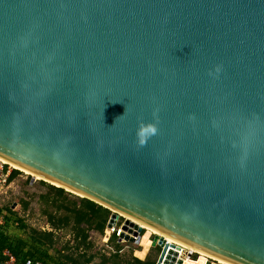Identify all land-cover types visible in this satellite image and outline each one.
<instances>
[{
  "label": "water",
  "instance_id": "95a60500",
  "mask_svg": "<svg viewBox=\"0 0 264 264\" xmlns=\"http://www.w3.org/2000/svg\"><path fill=\"white\" fill-rule=\"evenodd\" d=\"M0 158L264 264V0H0Z\"/></svg>",
  "mask_w": 264,
  "mask_h": 264
},
{
  "label": "trees",
  "instance_id": "16d2710c",
  "mask_svg": "<svg viewBox=\"0 0 264 264\" xmlns=\"http://www.w3.org/2000/svg\"><path fill=\"white\" fill-rule=\"evenodd\" d=\"M18 173L17 170H12L8 180H12ZM48 187L55 195L67 201L69 200L67 197L72 196L61 188L52 185H48ZM77 198L78 203L72 205H61L56 201L51 202L54 213L48 212L45 215L50 230L29 228L9 207L0 208V213L5 218L4 225L0 227V262L3 260L1 252L8 250L17 260L32 258L39 260L42 264H91L96 257V253L89 252L91 245L88 241V233L91 230L99 234L103 233L110 211L85 198ZM23 207H26V203H23ZM57 211L59 212L58 215H56ZM66 227L71 232V241L74 245L69 247L67 242L65 247H58L55 243V232ZM10 228L17 229L20 234H9ZM110 240L114 241L113 238ZM166 244L174 246L167 241ZM114 245L117 248L115 251L120 250L119 245ZM126 246L134 250L139 248V244ZM51 251L53 253H50ZM195 254H192L193 260ZM193 260L183 258L182 262H179L180 264H200ZM213 262L216 261L213 260ZM97 264H122V261L115 252L109 254V256L99 255ZM125 264H128V262H125ZM133 264H140V262L134 259ZM146 264L154 263L149 262Z\"/></svg>",
  "mask_w": 264,
  "mask_h": 264
},
{
  "label": "rangeland",
  "instance_id": "374dc122",
  "mask_svg": "<svg viewBox=\"0 0 264 264\" xmlns=\"http://www.w3.org/2000/svg\"><path fill=\"white\" fill-rule=\"evenodd\" d=\"M7 165V164H6ZM9 169L16 170L11 168L8 165ZM19 173L10 180L9 187L6 189V192L0 195V208L9 207L12 211H14L19 219L23 221L25 225L29 228H34L37 230H50V227L47 224L46 220V213L52 212L54 213L53 209L51 208L52 201H56L57 203H61V205H72L78 203V196L70 193L72 196H68V201L62 197L55 195L52 192L47 182L42 180H37L32 175H28L17 170ZM42 181V182H40ZM44 183V184H42ZM80 198V197H79ZM23 203H26V207H23ZM110 211V210H109ZM111 213V211H110ZM59 212H56L58 215ZM10 234H20L17 229L13 228L9 230ZM146 232V233H145ZM141 232L140 241H139V248L132 249L129 246H120L119 245V258L122 261V264L125 262L134 263V259H137L140 264H146L149 262H155L159 255V250L155 244H153L152 236L153 234L146 231ZM149 233V234H148ZM88 241L90 242L91 248L89 250L90 253H96V257L91 264H97L98 256L106 254L107 250L105 249V245L112 246L113 249L115 248L114 243L110 242V235L106 231L103 230V233L99 234L95 231H89L88 233ZM167 241V240H165ZM68 242V246L74 245L71 241V232L68 227L61 228L60 230H56L55 232V243L58 247H65L66 243ZM169 242V241H167ZM171 243V242H169ZM173 244V243H172ZM173 247H168L167 250H171L174 254H168L170 257L174 258L173 264H178L179 259L177 258V251H179V247L173 244ZM177 248V249H176ZM182 248V247H181ZM185 248H182L181 254L183 257ZM189 252V250H187ZM191 252V251H190ZM50 253H53L51 251ZM193 253V252H192ZM121 255V256H120ZM181 258V257H180ZM190 260L192 259V254L189 255ZM195 262H199L200 264H218L217 262H213V260L206 258L204 256L195 254L194 260Z\"/></svg>",
  "mask_w": 264,
  "mask_h": 264
},
{
  "label": "built area",
  "instance_id": "2783aa9c",
  "mask_svg": "<svg viewBox=\"0 0 264 264\" xmlns=\"http://www.w3.org/2000/svg\"><path fill=\"white\" fill-rule=\"evenodd\" d=\"M10 174H11V170L9 169L8 165L0 162V195L4 194L6 192V189L9 187L10 181L8 179H9ZM125 220H127V219L120 216V215H117L113 224L109 228H107L106 224H105V229L109 233L110 239L113 238V240H114L113 242L110 240L109 243H114V244L121 245V246L134 244L130 240H135L137 238V235L140 236L141 232L145 231V229H142L141 232L138 233L136 236L133 235V229H131L130 232L128 231L130 228L127 225H125V223H124ZM4 222H5V218H4L3 214L0 213V227H2L4 225ZM10 229H13V228H10ZM9 234H10V232H9ZM155 236L156 235H153L152 238H154ZM125 237H127V239H125ZM156 237H157L156 240L153 241V239H152V241H153V244H155V246H157V248L159 250V255H160L161 250H162V245H159L158 241L160 239H162L163 237L162 238L159 236H156ZM162 241H164L166 243V241L164 239H162ZM175 246H177V245H175ZM178 247H179V251H177V258L176 259H179L180 262H182L183 258L190 260L189 255H191L193 253L190 252V254H188L189 252L187 250H185L183 257L180 255V257H181L180 258L179 254H181L182 248L180 246H178ZM105 249L107 250L106 254H113L115 252H117V254H119L121 252L119 250L115 251V249H113L112 246H109L107 244L105 245ZM1 255L3 257V260L0 262V264H42L39 260L32 259V258H24L22 260H17L8 250H3L1 252ZM159 255L157 257V260L159 258ZM165 256H166V253H165ZM165 256H164L163 260L165 259ZM157 260L154 262V264L157 263Z\"/></svg>",
  "mask_w": 264,
  "mask_h": 264
},
{
  "label": "bare ground",
  "instance_id": "6f19581e",
  "mask_svg": "<svg viewBox=\"0 0 264 264\" xmlns=\"http://www.w3.org/2000/svg\"><path fill=\"white\" fill-rule=\"evenodd\" d=\"M0 162H1V163H4V164H7V165H9L11 168H14V169H16V170H19V171H21V172H23V173H26V174H28V175H32V177L34 176L35 179H37V180H42V181H44V182H47L48 184L53 185L54 187H60V185H58L57 183L51 182V181L46 180V179H42V178H40L39 176L34 175L33 173H30L29 171L24 170V169H21L20 167H18V166H16V165H14V164H12V163L6 161L5 159L0 158ZM74 195H78V196L82 197V195H79V194H77V193H74ZM111 212H113V213H115V214L117 213V215H120V216L126 218L127 220L132 221L133 223H135V224H137L138 226H140L141 228H143V229H145V230L151 232L152 234H155V235H157V236H159V237H161V238L163 237L162 239H164V240H167V241H169V242H171V243H173V244H175V245H177V246H180V247H182V248H185V249H187V250H189V251H191V252H193V253H196V254H198V255L204 256V257L209 258V259H211V260H214V261H216L218 264H231V263H228V262H226V261H223L222 259H218V258H216V257H213V256L207 254V253H204V252H202V251H199V250H196V249H194V248H192V247H189L188 245H185L184 243H181V242H179V241H177V240H174V239H172V238H170V237H167V236L161 234L158 230H156V229H154V228H152V227H150V226H148V225H145V224H143V223L137 222L136 220L130 219V218H128L126 215L120 214V213H118L117 211H115L114 209H111Z\"/></svg>",
  "mask_w": 264,
  "mask_h": 264
},
{
  "label": "clouds",
  "instance_id": "9594fccd",
  "mask_svg": "<svg viewBox=\"0 0 264 264\" xmlns=\"http://www.w3.org/2000/svg\"><path fill=\"white\" fill-rule=\"evenodd\" d=\"M155 129L154 128H152L151 126H149L148 127V129H147V131H149V132H152V131H154ZM144 133H145V128H144V126H141L140 128H139V130H138V133H137V135L139 136V137H141V139H140V143L142 144L143 142H144V140H143V136H144Z\"/></svg>",
  "mask_w": 264,
  "mask_h": 264
},
{
  "label": "crops",
  "instance_id": "0c3cea01",
  "mask_svg": "<svg viewBox=\"0 0 264 264\" xmlns=\"http://www.w3.org/2000/svg\"><path fill=\"white\" fill-rule=\"evenodd\" d=\"M107 253V252H106ZM120 254V253H119ZM119 254H118V256H119ZM104 255H106V256H109V254H104ZM121 256V255H120Z\"/></svg>",
  "mask_w": 264,
  "mask_h": 264
}]
</instances>
